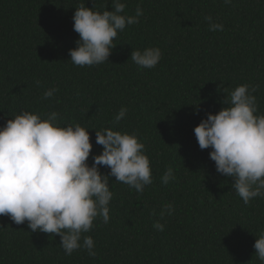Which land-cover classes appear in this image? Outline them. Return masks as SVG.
<instances>
[{
  "label": "trees",
  "instance_id": "16d2710c",
  "mask_svg": "<svg viewBox=\"0 0 264 264\" xmlns=\"http://www.w3.org/2000/svg\"><path fill=\"white\" fill-rule=\"evenodd\" d=\"M122 2L129 16L143 9L140 22L118 33L109 61L80 67L69 55L79 39L76 8L111 11L112 0H0V126L22 111L57 112L61 126L88 129L89 166L103 151L96 130L136 133L153 177L142 193L109 178V222L97 217L85 234L95 256L65 255L59 235L0 216V264H262L253 245L264 232V197L245 204L233 179L216 171L212 149H200L194 128L226 107L240 84L259 85L253 94L264 114V0ZM209 15L223 31H209ZM147 47L162 52L151 69L130 58ZM122 107L128 111L115 123ZM169 167L176 178L165 185ZM166 204L174 210L161 219Z\"/></svg>",
  "mask_w": 264,
  "mask_h": 264
},
{
  "label": "clouds",
  "instance_id": "9594fccd",
  "mask_svg": "<svg viewBox=\"0 0 264 264\" xmlns=\"http://www.w3.org/2000/svg\"><path fill=\"white\" fill-rule=\"evenodd\" d=\"M231 4L232 0H223ZM84 5L76 8L73 29L79 34L76 47L69 50L70 61L80 67L100 65L109 61L113 41L126 26L140 22L143 9L135 15L125 13L122 0H112V10L98 11ZM205 19L209 31H223L209 15ZM131 60L140 68H154L162 58L159 47L133 50ZM39 83V82H37ZM259 85L240 84L223 100L227 105L218 113H208L194 128L201 150H212L209 157L216 171L234 181L232 187L248 204L253 198L264 197V114L258 111L253 94ZM58 91L53 87L43 93L45 99ZM127 108L122 107L114 121L122 120ZM22 111L0 126V216L14 223L27 221L33 231L59 235L65 255L86 249L95 256V242L85 235L93 228L97 217L109 222V203L113 192L109 178L122 182L142 193L153 183L150 159L145 145L136 133L112 128L96 130V144L103 146L101 154L87 163L93 147L88 129L80 124L61 126L59 114ZM100 166L110 169L102 174ZM169 167L161 177L167 185L175 180ZM171 204L161 211L171 215ZM154 228L164 230L157 221ZM255 256L264 264V232L253 245Z\"/></svg>",
  "mask_w": 264,
  "mask_h": 264
}]
</instances>
